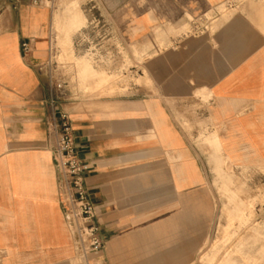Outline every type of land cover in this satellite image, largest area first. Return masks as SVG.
<instances>
[{
    "label": "crops",
    "instance_id": "1",
    "mask_svg": "<svg viewBox=\"0 0 264 264\" xmlns=\"http://www.w3.org/2000/svg\"><path fill=\"white\" fill-rule=\"evenodd\" d=\"M34 1L0 0V260L86 264L61 207L50 134L57 112L37 69L49 57L54 12ZM97 2L127 50L157 56L163 70L150 71L154 91L103 101L111 106L63 104L107 238L88 261L197 264L215 210L206 137L217 133L235 164H264V0ZM23 40H32L27 57ZM195 105L196 115L185 111Z\"/></svg>",
    "mask_w": 264,
    "mask_h": 264
},
{
    "label": "rangeland",
    "instance_id": "2",
    "mask_svg": "<svg viewBox=\"0 0 264 264\" xmlns=\"http://www.w3.org/2000/svg\"><path fill=\"white\" fill-rule=\"evenodd\" d=\"M35 1L48 8L51 17L54 12L50 32L58 58L71 63L67 72L79 91L76 110H93L99 104L111 106L112 103L103 101L131 96L132 90H155L151 72L156 76L157 71L163 70L157 56L127 50L97 0ZM214 24L215 19H210L207 26ZM205 25L192 26L190 33L202 31ZM83 31L90 36L79 48ZM96 45L98 51H92ZM148 61L150 69L143 65ZM196 107L185 111L196 115L199 111ZM206 142L215 159V166L209 163L210 177L206 180L213 193L215 210L211 230L199 246L197 264H264V164L233 163L223 154L217 133L206 137ZM201 151L206 157L210 148L203 145ZM77 261L80 263V259Z\"/></svg>",
    "mask_w": 264,
    "mask_h": 264
},
{
    "label": "built area",
    "instance_id": "3",
    "mask_svg": "<svg viewBox=\"0 0 264 264\" xmlns=\"http://www.w3.org/2000/svg\"><path fill=\"white\" fill-rule=\"evenodd\" d=\"M82 34V40H78L79 48H82L85 39L90 36L86 31ZM97 47L98 45L92 47V51H98ZM99 47L103 49L104 46ZM21 48L23 55L29 56L32 52V40H23ZM92 54L96 55L94 52ZM70 64L58 58L51 36L48 60L38 65L37 69L46 78L50 102L57 112L50 126V134L54 138L52 154L58 169L61 207L74 238L77 254L86 264H90V255L102 252L106 248L107 238L98 220L96 204L86 181L88 164L81 156L71 115L63 108V104L79 101V91L74 86L72 75L67 72Z\"/></svg>",
    "mask_w": 264,
    "mask_h": 264
}]
</instances>
